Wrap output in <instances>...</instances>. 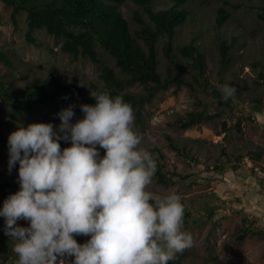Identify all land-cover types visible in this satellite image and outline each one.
Returning a JSON list of instances; mask_svg holds the SVG:
<instances>
[{"label":"rangeland","instance_id":"rangeland-1","mask_svg":"<svg viewBox=\"0 0 264 264\" xmlns=\"http://www.w3.org/2000/svg\"><path fill=\"white\" fill-rule=\"evenodd\" d=\"M224 1L229 4L225 7L230 14L229 22L216 30V12ZM259 5V1L247 0H189L188 7L193 11L194 18L178 32L174 48L177 50L193 42L200 49L205 58L204 77L209 95L201 96L200 107L187 88H171L145 105L141 122L136 121L134 114V130L143 137L140 148L150 153L152 150L161 152L165 170L181 177L168 188L152 181L148 190L161 196L179 193L194 211L195 221L187 227L183 226L193 241L192 246L185 250L189 257L183 264H264V88L257 78L259 71L264 72V22L256 16ZM136 9L131 0L118 7L131 30L137 28L132 19ZM9 17L10 10L0 2V51L8 53L14 63L13 68L0 63V80L16 78L19 86H25L33 79L45 77L51 67H56L61 72V82L77 84L73 103L63 101L66 107L62 109L72 106L76 111L79 105L89 104L94 88L103 86L99 78L102 66L106 64L115 69L113 62L101 51L99 55L103 61L100 64L83 59L73 60L60 51L59 42L42 31H36L34 37L45 47L29 45L25 42L23 15L18 18L17 29ZM232 38L237 39L232 49L233 58L221 70L219 42L222 40L229 45ZM177 55L183 60L178 50ZM158 58L162 75L169 67L182 75L175 65L164 58L162 42ZM253 64L257 67L254 68ZM229 83L237 88L236 95L227 103L217 102L211 93L212 87L222 95L220 87ZM128 90L142 92L138 85ZM205 107L211 111L221 110V115L188 130L174 127L178 116ZM6 112L0 106V114ZM59 112L56 110V114L40 123L50 122L58 126ZM76 120L75 115L72 122ZM237 122L240 132L236 130ZM167 136L184 147L197 163H188L171 151L166 142ZM249 151H262L256 175L249 172L251 164L247 158L243 161L245 167L236 173L218 175L213 170L214 166L225 163L223 154L233 156ZM0 157V174H3L7 169L8 147L0 145ZM242 215L259 219L262 237L235 242L234 236L241 228ZM0 224L4 226L3 217H0ZM17 224L28 226L23 220L17 221ZM88 238L83 236V243ZM0 264L9 262L0 257Z\"/></svg>","mask_w":264,"mask_h":264},{"label":"clouds","instance_id":"clouds-1","mask_svg":"<svg viewBox=\"0 0 264 264\" xmlns=\"http://www.w3.org/2000/svg\"><path fill=\"white\" fill-rule=\"evenodd\" d=\"M220 91L227 103L237 88ZM91 98L74 123L69 106L58 126L20 125L8 136L7 168L19 165V190L4 200L0 217L15 264H168L193 243L183 230L186 204L179 193L148 190L157 163L140 148L131 104L108 91ZM77 236L89 238L78 243Z\"/></svg>","mask_w":264,"mask_h":264},{"label":"trees","instance_id":"trees-1","mask_svg":"<svg viewBox=\"0 0 264 264\" xmlns=\"http://www.w3.org/2000/svg\"><path fill=\"white\" fill-rule=\"evenodd\" d=\"M126 0H0L10 10V21L17 29L18 18L23 15L26 33L25 42L36 48L45 45L34 37L36 31L45 32L55 41L60 43V51L70 56L73 60L83 59L92 64H100V51L103 52L114 64V68L103 65L99 75L103 83L101 88H94V93L108 91L113 97L122 96L131 104L136 115V121L142 120V111L146 104L152 102L158 94L171 88L179 90L187 88L201 107V96L209 95L207 80L204 77L205 58L200 49L192 42L181 46L178 50L181 60L174 48V40L178 32L194 18L193 11L188 7L189 0H131L136 6L133 21L137 28L131 30L129 22L118 11V7ZM259 1L257 18L264 22V0ZM229 6L224 1L223 6L216 12V30L222 29L228 22L230 14L225 9ZM162 42L164 58L177 67L166 70L165 75L160 73L158 48ZM237 43L232 38L229 45L220 40L218 49L220 54V69L230 64L233 58L232 49ZM0 63L8 68H13L8 53L0 51ZM190 69H189V68ZM256 68L257 64H253ZM258 81L264 88V72H258ZM77 84L61 82V72L56 67H51L45 77L33 79L25 86H19L17 79L0 80V106L6 109L5 114H0V145L8 147V136L23 125L27 127L32 123L46 121L56 110L66 107L63 103H73V93ZM138 85L142 92L135 93L128 88ZM217 102L222 103L219 91L212 87ZM90 98L89 104H94ZM255 103H258L257 101ZM221 110L211 111L208 107L200 110L186 112L178 116L174 127L178 130H188L204 121L218 118ZM77 119L83 118L80 109L75 111ZM238 122L236 130L240 132ZM166 142L171 151L188 163H197L196 158L189 155L185 148L177 144L171 137H166ZM61 148L69 147L70 142L60 141ZM101 155L103 150L101 149ZM151 154L157 163V171L153 181L162 187L173 186L181 177L174 172L165 170L164 155L158 150ZM261 152L249 151L246 154H223L225 163L214 166L213 170L218 175L236 173L243 169V161L247 158L251 167L249 172L255 174L259 164ZM1 162V157H0ZM17 164L11 173L8 168L0 174V207L4 200L19 190L17 183ZM263 167V166H262ZM208 170V168H207ZM186 204L184 227L194 222V211L190 204ZM215 226V224H213ZM260 221L257 217L242 215L241 228L235 234L236 243H242L249 237H262ZM78 243H83V236L75 237ZM14 241L4 234V226L0 224V257L15 264L16 255L12 247ZM189 257L184 251L177 254L176 258L168 264H183Z\"/></svg>","mask_w":264,"mask_h":264}]
</instances>
